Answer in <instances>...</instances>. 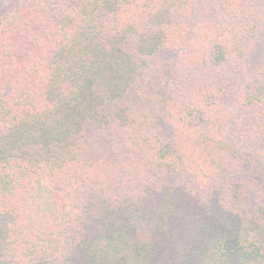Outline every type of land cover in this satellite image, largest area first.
<instances>
[{
	"label": "trees",
	"instance_id": "1",
	"mask_svg": "<svg viewBox=\"0 0 264 264\" xmlns=\"http://www.w3.org/2000/svg\"><path fill=\"white\" fill-rule=\"evenodd\" d=\"M0 264H264V0H0Z\"/></svg>",
	"mask_w": 264,
	"mask_h": 264
},
{
	"label": "rangeland",
	"instance_id": "2",
	"mask_svg": "<svg viewBox=\"0 0 264 264\" xmlns=\"http://www.w3.org/2000/svg\"><path fill=\"white\" fill-rule=\"evenodd\" d=\"M14 0H1V6L7 7Z\"/></svg>",
	"mask_w": 264,
	"mask_h": 264
}]
</instances>
